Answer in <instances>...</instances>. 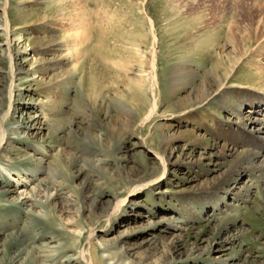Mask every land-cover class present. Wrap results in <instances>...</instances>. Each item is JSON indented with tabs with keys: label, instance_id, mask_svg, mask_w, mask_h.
Masks as SVG:
<instances>
[{
	"label": "rangeland",
	"instance_id": "1",
	"mask_svg": "<svg viewBox=\"0 0 264 264\" xmlns=\"http://www.w3.org/2000/svg\"><path fill=\"white\" fill-rule=\"evenodd\" d=\"M257 20L264 0H0V132L12 141L10 159L0 150V264H73L90 252L96 264H264V169L254 179L233 164L252 151L251 166L264 163V147L227 140L243 128L264 143V127L251 133L240 117L264 93ZM73 22L87 43L64 80L69 67L47 69ZM218 53L235 66L229 83L183 104L213 81ZM184 61L198 77L174 92L170 71ZM152 62L156 113L143 122L151 86L134 80ZM253 105L264 124L263 103Z\"/></svg>",
	"mask_w": 264,
	"mask_h": 264
},
{
	"label": "bare ground",
	"instance_id": "2",
	"mask_svg": "<svg viewBox=\"0 0 264 264\" xmlns=\"http://www.w3.org/2000/svg\"><path fill=\"white\" fill-rule=\"evenodd\" d=\"M263 23L264 22H262L261 20H257L256 23H255L256 28H259V25H261V24L263 25ZM4 24H5L4 25L5 26V30L8 32V30H9V21H8L7 13H5V16H4ZM70 24H71L70 27L63 31V34H65V35L62 36L60 39H58V40L53 42V44H52L53 51L59 52V55L57 56V60H54L55 63L53 65H51L52 67L50 66L47 69L49 71H52L51 69L57 70L58 68L59 69H61V68L63 69L64 67L65 68L69 67V69L66 70L65 73L62 74V76L66 75L64 80H70L72 75L77 73V71L79 70V68L81 66V62H82L83 57H84V53L82 52V49H83L84 45L87 43V40L82 36L83 33H84V30H83L84 27H81L80 23L78 25H75L74 22L70 23ZM79 31H82L83 33L80 35ZM261 38H262V41H260V42L264 43V36H262ZM232 39H233V37H230L229 41L230 42L233 41ZM262 46H263V44H262ZM259 48H261L260 45H259ZM263 50H264V47H263ZM231 52H232V54L234 53V47L231 48ZM231 56L232 55H229V57L228 58L226 57V58L234 60ZM217 57H218V61L222 62V56H221L220 53L217 54ZM184 62L182 64L183 66L173 67L171 69V71H170V77H172V82H171L170 86L173 88L174 92H176V91H178V90H180L181 88H184V87H192L196 83V79H197L198 76L193 75V72L190 70L188 63L186 61H184ZM112 64H113V66H115L117 68H123L124 67L120 62H113ZM127 67L128 66H126V68ZM234 67L235 66L231 65V67L229 66V68H224L223 67V62L219 63L217 65V67L213 71H211V73H212L211 76L213 77V81L210 82V83L207 82L205 79L200 81L199 84L197 86H195V88L192 90V94H190V95H192V97L189 98V101L184 100L183 104L191 103L192 101L195 102V101H199V100H201L200 103H202V102L208 100L212 96V93H214L215 91L218 92V94H219L220 91L223 88H225L226 84L229 83V80L231 79V73L233 72ZM151 68H152V73L150 74L149 78H148V75H147V76H144V78H142V80H139V79L134 80L135 82H137L139 84L140 87H144V86L147 87L148 82L150 83V86H151L150 88H151L152 105H151L150 110H148L149 112H148V114H147V116L145 118L146 120L144 119L145 121H143V122H146L147 120L152 118L155 115V113H156V100H155V96H154V92H153L154 91V87H155L154 83L156 81V78H155V76L153 74V71H154L153 62H152V67ZM253 68H255L254 70L256 71L257 76L259 78H261L262 77V73L264 72V63L261 64V65L258 64V66L253 67ZM45 69H43L41 71H44ZM123 69H125V67ZM219 69L223 70L222 74L219 73ZM262 79H263V77L261 78V80ZM64 80H62V81L64 82ZM62 81H60V80L58 81V79H57L56 83L60 84ZM263 81H264V79H263ZM135 82L133 84L136 87L137 84ZM56 83H54V84H56ZM211 83L213 85H210ZM58 84H56L55 87H58L59 86ZM258 85L263 87L262 92H264V83H258ZM239 95H240V93H238V94L236 93L235 94L234 92H229V93L224 94L223 97L225 96V98H227L229 100L230 99L232 100V98L238 97ZM9 98L13 102L14 94H13V89L12 88L10 89V92H9ZM259 98L257 97L258 100L252 99V100H254V101H252V104H250L252 106H250V108H248L247 110H245V112H243L245 114V116H242V113L240 114V111H239V108H240L239 106L240 105L239 106L237 105L236 108L233 106L235 108V114L237 116L241 115L240 117H242L243 122H244V120L247 121V122L244 123L245 125H243V127L246 129V125H250V127H251L250 132L251 133L259 132L260 128L264 127L263 121L258 119V118H256L255 115H254L257 110L255 109L256 105H253V102L255 103V101H260L261 100V102L263 103V106H264V93L261 96L260 100H259ZM243 99L245 100L246 98H243ZM243 99L241 98V100H240V98H238L236 101H240V103H242V102H244ZM11 105L9 107L10 109L12 108ZM124 115L125 116H129V113L126 112V113H124ZM257 126H259V127H257ZM158 128H160V127L158 126ZM240 129H243V128H239L238 130H236L237 134L231 133V131L229 130V135L227 136L228 137L227 140H231L232 143L235 142L236 140H240L239 142L243 143L246 147H250L252 149L256 148L257 151H260V149L262 147H264V143L258 144L253 139L245 138L242 135V132H241L242 130H240ZM15 130H13V131L16 134ZM7 134H8V131H6L5 129H2V131L0 132V150L2 151V154H3V157H4L5 160L10 159L8 157V155H9V153L11 151L10 146H11V143H12L11 139H7ZM215 135L216 136H221L222 135L221 134V130L220 129H215ZM162 142L164 144V148L165 149L170 148L171 145H172V137H168L167 135H165L162 138ZM190 143H197V142L190 141ZM225 147L226 146L223 145V148L221 149V153H219V152L218 153L221 154V156L229 157V158L232 159L231 154L234 151H236V149H232L231 148L229 151L228 150L226 151ZM88 152H90V151L88 150ZM252 152L253 153L248 152V154H246L243 157L244 159L242 158L243 159L242 161L239 160V159L238 160L235 159V162L234 163L232 162V163L235 166L237 165L236 166L237 168L240 167V165L242 166V165H246L247 164L249 166V169L247 170V172L250 175H252L254 179H256V177H258L257 173H260V172L263 171L264 163L261 162L260 164H257L256 166H251L253 164V161H254L253 160L254 156L256 155V153H258V152H254V151H252ZM216 155H218V154H216ZM171 156H172V153L169 155V157H171ZM102 162H104V161H102ZM3 170H4V172L8 171L7 168H4ZM122 203H124V201L121 202L120 204H122ZM117 208H118V205H117ZM11 226L13 227V225H11ZM11 234H13L12 236L14 237V238H12V240H14V241H18L19 240L18 239V234H16L15 231H13ZM103 257L107 258L108 256L103 255ZM68 260H71L73 262V264H80V263L81 264H96L95 262L97 261V257H96V255H94V254H92L90 252L88 254V259H86L85 255L83 253H81L78 256H76V255L69 256L67 261Z\"/></svg>",
	"mask_w": 264,
	"mask_h": 264
}]
</instances>
